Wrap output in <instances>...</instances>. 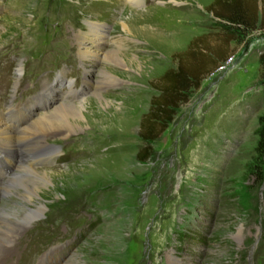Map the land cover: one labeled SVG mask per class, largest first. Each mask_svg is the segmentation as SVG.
I'll list each match as a JSON object with an SVG mask.
<instances>
[{"label": "rangeland", "instance_id": "374dc122", "mask_svg": "<svg viewBox=\"0 0 264 264\" xmlns=\"http://www.w3.org/2000/svg\"><path fill=\"white\" fill-rule=\"evenodd\" d=\"M211 1L0 0V113L11 103L16 124L84 103L72 133L49 131L40 140L49 148L35 156L58 154L30 164L52 182L41 188L42 216L29 225L13 216L32 184L0 193V223L19 230L10 246L0 240L11 250L0 264H264L259 31L190 94L151 158H135L140 119L157 94L151 84L190 39L216 30ZM90 22L108 26L100 47L114 58L80 61L76 38ZM5 157L0 149L1 180L19 159Z\"/></svg>", "mask_w": 264, "mask_h": 264}, {"label": "trees", "instance_id": "16d2710c", "mask_svg": "<svg viewBox=\"0 0 264 264\" xmlns=\"http://www.w3.org/2000/svg\"><path fill=\"white\" fill-rule=\"evenodd\" d=\"M205 11L212 15L216 30L190 39L186 48L174 55L175 67L151 84L157 94L151 97L139 123L142 147L135 158L140 163L151 158L152 144L165 132L179 107L206 78L223 68L245 37L259 31L264 38V0H212ZM259 64L264 105V47ZM254 136V153L264 159V115L257 119Z\"/></svg>", "mask_w": 264, "mask_h": 264}, {"label": "bare ground", "instance_id": "6f19581e", "mask_svg": "<svg viewBox=\"0 0 264 264\" xmlns=\"http://www.w3.org/2000/svg\"><path fill=\"white\" fill-rule=\"evenodd\" d=\"M127 1L135 5L142 4V0ZM87 26L88 30L83 33V35L82 33L79 35L77 34L79 37L76 38L78 44V58L80 61H86L87 58H91L95 61H101L104 57L107 59L114 58L111 52L104 53L100 47L102 40L105 39L106 28L108 26L93 22L88 23ZM20 76L21 69H17L14 78V86L12 88L14 93ZM97 85L98 84H95V90L98 87ZM83 104V102H78L73 105L71 101L67 103H59V105H56L49 114L42 111L36 112L35 117L31 119L26 118L22 122H17L16 124L13 123L10 116L12 114L11 103L5 108L4 113H0V149L6 153L5 159H9H7L5 165L10 164L11 158L17 155L19 156L16 165L13 166L14 173L10 179H0V193H11L12 190L15 189L14 187L26 186L25 183H30L34 187L33 190H26L28 193H18V198L20 199L18 204L21 213L15 211L16 213L13 214L17 221L21 220L26 225H29L34 220L39 219L46 208L42 203L40 192L41 188L45 187L46 189L48 185L52 184L51 178L48 175L47 170L35 168L34 166H30V164L35 163L33 161L40 159H51L54 153L58 154V151L51 153L50 156L45 158L35 156L37 149L42 150L49 148L44 140H40L44 139L49 131H56V136L60 134L62 136H67L72 133L71 130L73 131V126L71 125V121L76 123L83 119ZM58 123L62 125H59ZM64 124L67 126L65 127ZM17 144L24 147L19 154L15 151V145ZM21 175L30 176L31 180L22 181L20 178ZM2 176L3 173L0 172V177ZM30 204L34 205L33 208L29 206ZM17 228L18 226L14 223H0V232L3 231L0 236L1 243H5L9 246L14 243V238L18 236L17 234L19 232ZM9 246L4 247L0 244V258L11 253V250L8 249Z\"/></svg>", "mask_w": 264, "mask_h": 264}, {"label": "built area", "instance_id": "2783aa9c", "mask_svg": "<svg viewBox=\"0 0 264 264\" xmlns=\"http://www.w3.org/2000/svg\"><path fill=\"white\" fill-rule=\"evenodd\" d=\"M230 61H232V57L229 59V61L227 63H229ZM226 65V64H225ZM225 65L223 66V68L225 67ZM222 69V68H221Z\"/></svg>", "mask_w": 264, "mask_h": 264}]
</instances>
